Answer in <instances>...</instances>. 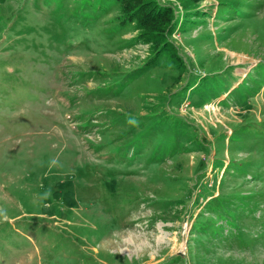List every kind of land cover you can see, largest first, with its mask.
<instances>
[{
	"label": "rangeland",
	"instance_id": "obj_1",
	"mask_svg": "<svg viewBox=\"0 0 264 264\" xmlns=\"http://www.w3.org/2000/svg\"><path fill=\"white\" fill-rule=\"evenodd\" d=\"M159 3L0 0V264H264V0Z\"/></svg>",
	"mask_w": 264,
	"mask_h": 264
},
{
	"label": "trees",
	"instance_id": "obj_2",
	"mask_svg": "<svg viewBox=\"0 0 264 264\" xmlns=\"http://www.w3.org/2000/svg\"><path fill=\"white\" fill-rule=\"evenodd\" d=\"M181 1L186 5H192L203 0ZM115 2L120 6L121 14L126 17L128 16L130 22L136 23L138 29L148 30L156 34L160 46H163V43L167 42V33L163 26L166 25L168 31L172 24L173 10L171 7L161 6L159 0H115ZM145 126L142 128L143 130H145ZM147 133V130L142 133V141H144ZM158 149H160V145ZM118 153L127 154L126 150H119L117 151Z\"/></svg>",
	"mask_w": 264,
	"mask_h": 264
},
{
	"label": "clouds",
	"instance_id": "obj_3",
	"mask_svg": "<svg viewBox=\"0 0 264 264\" xmlns=\"http://www.w3.org/2000/svg\"><path fill=\"white\" fill-rule=\"evenodd\" d=\"M128 122H129L130 124H132V125H136V124H137V121H136L134 118H133V119H130ZM52 163H53V164H56V163H58V162L55 161V160H53ZM0 216H5V213L3 212V210H0ZM5 218H6V216H5Z\"/></svg>",
	"mask_w": 264,
	"mask_h": 264
},
{
	"label": "bare ground",
	"instance_id": "obj_4",
	"mask_svg": "<svg viewBox=\"0 0 264 264\" xmlns=\"http://www.w3.org/2000/svg\"><path fill=\"white\" fill-rule=\"evenodd\" d=\"M241 54V53H240ZM240 57V56H239ZM251 68H252V66H251ZM246 75H247V70H245V71H243V76H245L246 77ZM240 84V82L238 83V84H236L237 86ZM234 87V86H233ZM236 87V86H235ZM79 211V210H78ZM66 213V212H65ZM64 213V214H65ZM67 213H68V211H67ZM78 213V212H77ZM84 213V212H83ZM67 215V214H66ZM67 217V216H66ZM109 242V241H108ZM110 243V242H109ZM120 243H122V242H120ZM185 243V242H184ZM121 246H122V244H121Z\"/></svg>",
	"mask_w": 264,
	"mask_h": 264
}]
</instances>
